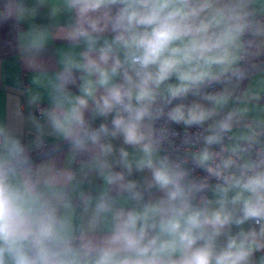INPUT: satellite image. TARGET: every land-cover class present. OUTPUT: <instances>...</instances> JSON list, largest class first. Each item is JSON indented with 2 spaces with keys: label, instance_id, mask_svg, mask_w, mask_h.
<instances>
[{
  "label": "clouds",
  "instance_id": "obj_1",
  "mask_svg": "<svg viewBox=\"0 0 264 264\" xmlns=\"http://www.w3.org/2000/svg\"><path fill=\"white\" fill-rule=\"evenodd\" d=\"M8 21L31 111L0 119V264H264V0H0Z\"/></svg>",
  "mask_w": 264,
  "mask_h": 264
},
{
  "label": "crops",
  "instance_id": "obj_2",
  "mask_svg": "<svg viewBox=\"0 0 264 264\" xmlns=\"http://www.w3.org/2000/svg\"><path fill=\"white\" fill-rule=\"evenodd\" d=\"M37 23H47V19L44 15H41L37 18ZM25 29L27 28V24L22 25ZM66 42L63 41H55L48 47V55H54L55 49L57 47L65 45ZM30 78L31 73L24 69L23 65L17 58V54L12 52L6 55H0V119H10L7 111L8 98L10 96L18 97L22 107L24 116L27 117L29 111L31 109L27 105L26 97L21 95L16 90L17 81L20 82L23 88H27L30 86ZM38 115V113H37ZM101 119H97L94 122V126H98L101 123ZM13 123H15L13 121ZM22 131V139L25 143H27L33 136L34 130L32 129L30 123L25 120L22 125H20ZM117 144L120 142L117 141ZM140 174H136L134 178H139ZM260 253H257L259 256Z\"/></svg>",
  "mask_w": 264,
  "mask_h": 264
},
{
  "label": "trees",
  "instance_id": "obj_3",
  "mask_svg": "<svg viewBox=\"0 0 264 264\" xmlns=\"http://www.w3.org/2000/svg\"><path fill=\"white\" fill-rule=\"evenodd\" d=\"M12 24L13 21L0 24V55H6L13 52L6 43L8 40H11L14 35Z\"/></svg>",
  "mask_w": 264,
  "mask_h": 264
},
{
  "label": "built area",
  "instance_id": "obj_4",
  "mask_svg": "<svg viewBox=\"0 0 264 264\" xmlns=\"http://www.w3.org/2000/svg\"><path fill=\"white\" fill-rule=\"evenodd\" d=\"M172 127L178 132V133H180V136H182L183 135V132H184V128H183V126H181V125H172ZM198 129H196V128H192V129H189V131L190 132H194V131H197ZM179 139H180V137H177L176 138V142H177V144H179ZM205 175V173L202 171V170H200V169H197L195 172H194V176H204Z\"/></svg>",
  "mask_w": 264,
  "mask_h": 264
}]
</instances>
